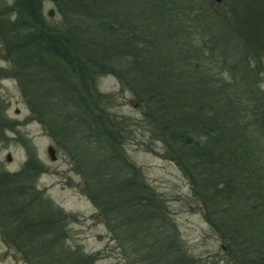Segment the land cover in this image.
<instances>
[{
    "label": "trees",
    "instance_id": "obj_1",
    "mask_svg": "<svg viewBox=\"0 0 264 264\" xmlns=\"http://www.w3.org/2000/svg\"><path fill=\"white\" fill-rule=\"evenodd\" d=\"M20 1L21 24L8 28L4 19L0 26L10 37L4 39L7 53L17 59L14 73L21 85L28 87L25 80L32 84L30 97L24 95L36 119L43 123L53 116L56 121L60 109L75 103L80 125L94 127L90 134L97 140L90 145V160L79 165L83 191L115 233L124 262L126 244L145 248L158 241L162 256L174 255L172 264H187L188 258L180 249L170 252L169 245L163 246L164 221L148 223L146 235L136 230L140 224L144 230L145 214L157 218V212L148 197L139 195L140 168L111 150L104 156L110 145L102 134L114 133L101 105L112 97L97 88L105 74L115 76L144 108L153 136L189 181L231 260L264 264V158L259 139L250 135L254 126L264 132V102L255 96L254 85L253 90L237 79L240 70L250 72V53L258 58L256 65L264 58V0L255 1L260 12L249 3L246 18L233 23L236 29L206 0H51L62 16L59 32L42 17L41 0ZM239 36L244 62L228 58ZM40 52L55 60L39 57ZM221 63L231 73L227 81L216 76L225 67ZM248 109L251 122L246 121ZM22 171L0 173V225L9 243L32 264H63L71 257L60 255L63 243L55 219L61 211L37 199L35 187L22 178L28 171ZM135 210H141L142 219ZM159 213L164 216L162 209ZM116 222L128 236L116 232ZM85 260L71 258L70 263ZM157 260L153 256L154 264Z\"/></svg>",
    "mask_w": 264,
    "mask_h": 264
},
{
    "label": "rangeland",
    "instance_id": "obj_2",
    "mask_svg": "<svg viewBox=\"0 0 264 264\" xmlns=\"http://www.w3.org/2000/svg\"><path fill=\"white\" fill-rule=\"evenodd\" d=\"M206 1L222 21L230 23L232 29H236L233 23L237 22L238 18L239 20L246 18L245 15L243 16L244 10L249 9L251 3L252 5L255 3L253 5L255 10L261 11L256 0L249 2L222 0L220 3L214 0ZM21 4L20 0H0V26L4 19L8 28L21 24V17L24 18V15L19 16L23 14L18 10ZM50 9L54 10L53 16L48 15ZM40 11L48 27L56 29V32L62 29V16L51 0H41ZM256 17L261 20L262 15ZM239 37L236 51L230 52L231 55L228 56L232 60L238 59V62L240 59L243 61L245 55L242 48L244 39ZM8 38L10 39L8 31L1 29L0 118L3 117L8 125L6 126L0 119V130L5 126L0 134V173L14 174L23 172L22 170L28 171L22 173V178L25 183L28 182L35 187L38 193L37 199L50 201L55 212L58 209L61 211L55 219L59 221L58 227L61 228L57 232L63 243V251L60 255L70 256L73 260L84 258L86 264H131L138 259H140L138 263L132 264H154L153 256L158 259L156 264H172L173 254L162 256L158 252L160 241L155 246L148 244L145 248L141 243L126 244L127 256L124 262L120 249L116 247L115 233L109 229L107 221L99 215L94 203L83 191L84 178L79 165L83 166L85 160H90L88 155L92 152L90 145L97 140L95 135L90 134L94 127L86 129L80 125L82 121L78 120L80 117L75 111L77 110L75 103H71L70 108L60 109L57 112L59 119L56 121H53L55 120L53 116H50L46 123L35 118L36 115L31 111L24 95L26 91V95L30 97L27 88L29 89L32 84L29 80H25L24 83L28 84V87L21 85L22 79L14 73L18 63L13 54L7 53L5 49L4 39ZM38 56L55 60L45 52H40ZM249 58L250 72L240 70L237 79L240 82L246 80L253 90L254 85L255 96L264 102V58L260 65H256L258 58H254L251 53ZM57 62L60 63L59 60ZM221 65L225 67L218 68L216 76L227 81L231 78V73L228 72L225 64L221 63ZM57 72L59 75L60 67L57 68ZM66 81L69 83L67 77ZM219 82L223 83L221 80ZM97 88L100 93L112 97L101 103L104 108L103 119L112 126L111 132H114L112 137L108 133L102 134L110 145L104 156L109 155L108 152L111 150L118 159L125 157L140 168L137 176L141 188L139 195L143 199L148 197L157 212V218L145 214L147 222L143 223L144 230L141 224L137 226L138 233L146 235L148 223L155 225L164 221L163 246L169 245L170 252L176 250L175 248L180 249V252L188 258L187 264H238L235 260H231L220 236L205 219V211L194 196L189 181L184 177L175 160L166 154L163 143L153 136L151 128L147 125V119L143 116L144 108L136 103L129 91L122 90L119 80L111 74L101 75L97 80ZM94 106L91 107L93 111L99 113ZM245 115L247 122L254 119L249 109ZM107 119L109 122L106 121ZM52 123L56 127L52 128ZM256 127L254 126L250 135L259 139L258 148L262 150L264 158V132ZM49 146L55 149L54 161L50 160L47 153ZM7 156L10 157L9 160ZM161 209L164 216L159 213ZM135 214L138 216L135 215L136 218L142 219L141 210H135ZM116 225L118 226L116 232L128 236L127 233L121 232L118 222ZM137 240L141 241V238ZM71 258L65 260L63 264H71ZM85 261L82 264H85ZM0 264H32L9 243L1 225Z\"/></svg>",
    "mask_w": 264,
    "mask_h": 264
},
{
    "label": "water",
    "instance_id": "obj_3",
    "mask_svg": "<svg viewBox=\"0 0 264 264\" xmlns=\"http://www.w3.org/2000/svg\"><path fill=\"white\" fill-rule=\"evenodd\" d=\"M214 1L220 3L222 0H214ZM53 14H54V10L53 9H50L48 11V15L49 16H53ZM47 153L49 154V157H50V160L51 161H54L56 159L55 149L52 146H49L47 148ZM9 159H10V157L7 156V160H9Z\"/></svg>",
    "mask_w": 264,
    "mask_h": 264
}]
</instances>
